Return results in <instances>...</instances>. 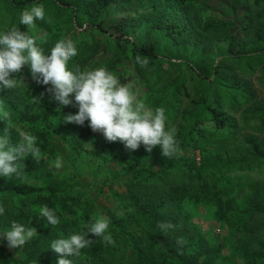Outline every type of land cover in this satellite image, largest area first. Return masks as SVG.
Listing matches in <instances>:
<instances>
[{
	"label": "trees",
	"instance_id": "1",
	"mask_svg": "<svg viewBox=\"0 0 264 264\" xmlns=\"http://www.w3.org/2000/svg\"><path fill=\"white\" fill-rule=\"evenodd\" d=\"M132 1L0 0V30L16 27L37 37V46L46 54L60 39L71 38L78 55L70 68H107L122 84L133 85L138 102L153 111L165 109L166 127L176 129L180 150L197 148L207 139L217 148L216 160L199 167L190 162L177 172L176 163L152 155L161 145L150 152L143 144L130 149L119 140H103V133L92 131L88 121L83 126L68 123L64 118L78 111L76 102L60 105L48 91L51 83L37 84L24 65L11 78L20 82L25 70L30 76L27 86L0 90V100L37 137L40 156L18 162L19 177H0V231L22 223L36 235L15 249L0 237V264H58L61 254L51 249V242L81 231L99 214L109 220L114 243L85 231L89 244L79 254L64 256L70 264H218L222 244L209 245L194 231L184 211L186 202L213 207L215 220L228 225V236L241 234L234 247L242 264H264V182L251 175L264 170V138L243 135L238 141L234 116L240 112L247 123L257 120L264 126V102L256 101L253 87L256 79L264 81V0H150L148 8L123 10ZM40 4L44 20L33 29L19 24L24 8ZM202 12H208L203 23ZM219 41L224 45L213 52ZM137 55L149 58L146 68L135 62ZM174 58L182 61H171ZM165 63L176 73L164 70ZM187 70L198 83L193 95ZM184 100H189L185 106ZM7 121L0 119V135L8 129ZM8 139L18 142L13 135ZM66 142L71 154L115 163L126 195L115 193L112 208L99 202L94 193L103 190L82 181L79 167L67 156L72 166L68 178L29 183L40 181L47 159ZM228 172L243 173L253 187L243 207H237L225 189ZM45 205L56 210L59 225L48 224L39 214Z\"/></svg>",
	"mask_w": 264,
	"mask_h": 264
},
{
	"label": "clouds",
	"instance_id": "2",
	"mask_svg": "<svg viewBox=\"0 0 264 264\" xmlns=\"http://www.w3.org/2000/svg\"><path fill=\"white\" fill-rule=\"evenodd\" d=\"M45 19L42 4L24 8L19 16V24L33 29L36 22ZM78 55V49L69 37L60 39L45 53L42 46H37V37L13 27L0 30V90L13 89L19 84L18 79L11 78L19 73L22 66L28 65L37 84L48 85L55 101L62 106L72 105L75 101L78 111L68 114L64 119L68 123L83 126L88 121L92 131H100L110 142H124L130 149H137L141 144L148 146L161 145L164 154L177 153L180 148L176 139V129L166 127V113L163 108L155 111L138 102L132 84H122L120 79L105 67L93 70L70 68L69 63ZM135 62L146 68L150 60L147 56L137 55ZM18 144L9 142L7 133L0 135V177L12 178L21 175L22 162L29 155L40 156L37 137L30 133H21ZM56 169L62 167L60 158L51 162ZM4 209L0 207V215ZM48 224L57 226L60 218L55 209L42 206L38 210ZM109 220L99 214L79 232L53 240L50 244L57 254H61L58 264H70L64 256L79 254L89 241L85 239V231L103 238L113 244L109 231ZM36 235L35 229L22 223H13L8 231H0V237L7 240V247L15 249L24 245ZM3 240L0 239V245Z\"/></svg>",
	"mask_w": 264,
	"mask_h": 264
},
{
	"label": "rangeland",
	"instance_id": "3",
	"mask_svg": "<svg viewBox=\"0 0 264 264\" xmlns=\"http://www.w3.org/2000/svg\"><path fill=\"white\" fill-rule=\"evenodd\" d=\"M139 3H136V2ZM150 0H133L130 4H125L123 6V10L133 11L137 7H146L150 4ZM208 18V12L201 13V22L203 23L205 19ZM219 37H222L220 34ZM224 45L223 41L216 42L213 44V52H217V49L222 48L221 46ZM219 57L216 58L218 60ZM171 61H182L180 59H172ZM162 68L166 71L172 72L171 74H175L176 72L173 71L174 68L168 66L167 63L163 64ZM26 74L18 85L27 86L26 83H29L30 76L27 75L28 73L23 70ZM185 75L187 77V85L189 90L193 93L194 85H197V80L194 79L193 81L190 79V73L185 71ZM15 79V78H14ZM261 79V78H260ZM165 82V81H163ZM162 82V83H163ZM164 84V83H163ZM29 85V84H28ZM253 87L257 90V97L256 101L259 103L264 102V81L261 79L260 82L254 81ZM29 92H33L31 88L28 89ZM189 100H184L183 105H187ZM148 108L147 105H145ZM150 109V108H148ZM152 110V109H151ZM236 113V112H234ZM233 114V113H232ZM17 116L15 111L9 106L8 103L3 102L0 100V119L8 120L5 124L7 130L3 131L7 133V136H14L17 139V143L21 142V133H28L26 130L25 125L14 117ZM235 119L237 120V127L239 130V136L237 137L238 141L241 139L243 135H254L258 138H264V126L259 127L257 120H251L247 123L240 112L234 114ZM255 123L257 126H253ZM211 124H208L207 127H210ZM101 134V133H99ZM102 139L104 140L103 134H101ZM236 139V140H237ZM197 148H193L192 146L185 147V149L179 150L177 153L171 154H164L162 146H159L154 150L152 153L153 156H157L164 161H170L171 163H176V171L178 172L182 167H184L187 163L194 162L197 167H199L202 163H206L207 161H215L217 156V148L215 144L211 141L204 139L200 143L196 144ZM70 146L69 143H62L60 144L59 152H56L54 156H51L47 159L46 168L44 170V174L40 178V181H29V183L33 186L41 185L42 182L46 181V179H65L68 178L72 173V166L68 163L67 158L73 159L74 163L77 167H79V172L81 174V180L87 181L92 184H96L98 186L95 187L93 190L102 189L103 192L101 193H94V196L98 198L99 202L102 205H107V208H112L111 206L116 205V196L115 193L119 194L120 196L126 195L125 193V186L123 185L121 179V173L117 170L116 165L114 162L105 163L103 161L94 160L91 157H88L86 154H83L82 157L78 155V153L72 154L69 153ZM60 158L62 160V167L60 169H56L52 161L55 159ZM109 161V160H107ZM106 161V162H107ZM170 175V174H169ZM251 175L254 179L259 178L262 182H264V170H259V172H251ZM171 177L173 175H170ZM227 178V185H225V189L231 191V198L235 199V205L237 207H243L248 198L251 196V192H253V187L249 186L248 182H245V176L241 172H237L232 174L228 172L226 174ZM230 182V183H229ZM233 187V189H232ZM184 211L185 213L189 214V222L193 225L194 231L197 232L200 236L204 237V240L209 243V245H216L222 244V248L220 250V256L217 261L218 264H230L233 261L241 263V258L238 254L237 249L234 247L236 243V239L241 237V234L235 233L228 236L229 227L227 224L218 222L215 220L213 216L214 208L211 206L206 205H197L195 206L192 202H186L184 204ZM237 234V235H236ZM239 235V236H238Z\"/></svg>",
	"mask_w": 264,
	"mask_h": 264
}]
</instances>
